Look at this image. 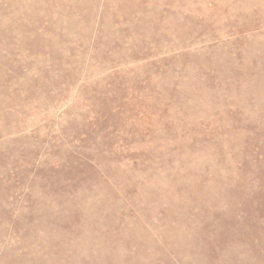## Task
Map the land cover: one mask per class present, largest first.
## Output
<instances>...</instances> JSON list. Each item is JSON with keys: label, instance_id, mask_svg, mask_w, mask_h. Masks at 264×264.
Listing matches in <instances>:
<instances>
[{"label": "rangeland", "instance_id": "1", "mask_svg": "<svg viewBox=\"0 0 264 264\" xmlns=\"http://www.w3.org/2000/svg\"><path fill=\"white\" fill-rule=\"evenodd\" d=\"M0 264H264V0H0Z\"/></svg>", "mask_w": 264, "mask_h": 264}]
</instances>
